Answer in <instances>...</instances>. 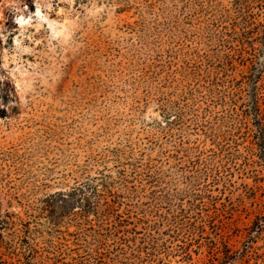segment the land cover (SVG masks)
Returning a JSON list of instances; mask_svg holds the SVG:
<instances>
[{
  "label": "rangeland",
  "instance_id": "obj_1",
  "mask_svg": "<svg viewBox=\"0 0 264 264\" xmlns=\"http://www.w3.org/2000/svg\"><path fill=\"white\" fill-rule=\"evenodd\" d=\"M0 264H264V0H0Z\"/></svg>",
  "mask_w": 264,
  "mask_h": 264
},
{
  "label": "clouds",
  "instance_id": "obj_2",
  "mask_svg": "<svg viewBox=\"0 0 264 264\" xmlns=\"http://www.w3.org/2000/svg\"><path fill=\"white\" fill-rule=\"evenodd\" d=\"M20 23H25V21L21 20Z\"/></svg>",
  "mask_w": 264,
  "mask_h": 264
}]
</instances>
